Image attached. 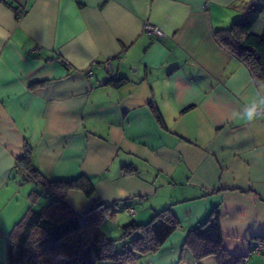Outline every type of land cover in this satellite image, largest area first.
Returning a JSON list of instances; mask_svg holds the SVG:
<instances>
[{"label": "crops", "instance_id": "obj_1", "mask_svg": "<svg viewBox=\"0 0 264 264\" xmlns=\"http://www.w3.org/2000/svg\"><path fill=\"white\" fill-rule=\"evenodd\" d=\"M252 1L0 0V264H23L8 260L9 235L46 203L15 172L26 143L47 177H89L93 194L70 190L65 201L75 212L111 205L115 217L100 224L108 238L170 210L178 227L127 264H218L185 245L216 207L223 249L264 264L254 252L264 238V84L215 36Z\"/></svg>", "mask_w": 264, "mask_h": 264}, {"label": "trees", "instance_id": "obj_2", "mask_svg": "<svg viewBox=\"0 0 264 264\" xmlns=\"http://www.w3.org/2000/svg\"><path fill=\"white\" fill-rule=\"evenodd\" d=\"M262 17L264 0H253L241 18L215 32L218 42L246 64L259 85L264 84V29L256 33L254 27ZM110 83L117 86L123 79ZM14 169L21 182L32 181L36 185L34 193L43 195L46 203L38 210L30 209L13 227L7 247L11 263L97 264L101 260H113L116 264H127L137 253L156 251L179 225L169 209L154 213L144 224H125L121 238L135 236L119 252L116 250L118 239L108 238L100 230L103 221L115 217L111 205L96 200L83 211L75 212L65 201L70 190H81L91 196L94 186L89 177L80 175L70 180L47 177L33 163L32 147L28 143L16 158ZM131 171L125 168V172ZM74 232L79 236L73 241L69 235ZM222 239L220 210L216 207L188 233L185 245L192 250L195 261L215 255L218 264H240L237 257L223 249Z\"/></svg>", "mask_w": 264, "mask_h": 264}, {"label": "built area", "instance_id": "obj_3", "mask_svg": "<svg viewBox=\"0 0 264 264\" xmlns=\"http://www.w3.org/2000/svg\"><path fill=\"white\" fill-rule=\"evenodd\" d=\"M17 16H22L24 14V10L19 8L18 11L16 12ZM145 28L149 31H152L156 34H160L161 31L158 29V27L147 24L145 26ZM106 68L109 69L111 68L110 63H106ZM87 72H90V68L87 69ZM129 212H134V210L130 209ZM254 252L256 253H264V241L259 240V242L257 243V245L255 246Z\"/></svg>", "mask_w": 264, "mask_h": 264}, {"label": "clouds", "instance_id": "obj_4", "mask_svg": "<svg viewBox=\"0 0 264 264\" xmlns=\"http://www.w3.org/2000/svg\"><path fill=\"white\" fill-rule=\"evenodd\" d=\"M242 115L247 118V120L252 121L256 118L257 109L256 107L247 108L243 111Z\"/></svg>", "mask_w": 264, "mask_h": 264}, {"label": "rangeland", "instance_id": "obj_5", "mask_svg": "<svg viewBox=\"0 0 264 264\" xmlns=\"http://www.w3.org/2000/svg\"><path fill=\"white\" fill-rule=\"evenodd\" d=\"M108 223H111V222L108 221ZM127 238H130V237L128 236V237H125V238L118 239V240H117V243L121 241V243L123 244ZM128 240H129V239H128ZM128 240H127V241H128ZM122 244H121V245H122Z\"/></svg>", "mask_w": 264, "mask_h": 264}]
</instances>
